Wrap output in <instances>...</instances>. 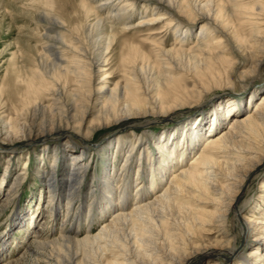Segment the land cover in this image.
<instances>
[{"label": "bare ground", "instance_id": "1", "mask_svg": "<svg viewBox=\"0 0 264 264\" xmlns=\"http://www.w3.org/2000/svg\"><path fill=\"white\" fill-rule=\"evenodd\" d=\"M80 3L82 11L93 19L87 21V16L83 24L69 30L66 21L52 16L51 11L39 16L43 51L37 53L35 69L21 96L25 113L15 118L17 122L22 118L20 124L0 119L2 130L29 128L42 118L39 128L66 125L71 127L70 134L88 137L95 124L85 131L83 127L92 113H96L92 121L102 124L149 112L167 115L200 95L196 90L205 89V83L222 77L230 80L233 75L239 80L249 78L264 58V0ZM137 5L143 12L137 13L134 24L128 13L139 10ZM73 17L68 24L79 22L78 15ZM130 32L136 34L127 37ZM171 32L176 48L165 49L154 41L149 44L152 52L144 51L149 37ZM117 44L122 47L118 79L109 88L107 80L115 77L104 73L103 67L109 65L104 63ZM244 65L249 67L241 70ZM95 77L98 83L93 86ZM186 82L192 84L191 91L181 87ZM263 90L264 85L251 88L242 100L211 101L209 115L184 119L183 138L166 135L161 141L156 139L154 147L141 141L134 147L123 138L116 139L111 143L116 148L106 158L100 175L91 173L93 181L88 186L95 193L88 203L91 209L84 214L81 205L86 198L77 186L89 166L85 151L71 148L68 141L57 153L45 146L44 156L52 154L53 164L37 174L49 195L48 214L42 216L39 208L28 215L22 208L15 212V218L0 231V264H195L204 256L209 259L207 264H264V238L260 237L264 222L253 216H264ZM43 95L50 105H42ZM229 117L230 124L225 127ZM120 150L126 154L120 158L127 160L147 150L149 156L137 159L144 160L146 166L139 162L134 172L115 169L110 163ZM156 154L162 158L157 159ZM72 155L71 166H66ZM16 157L11 153L0 172V208L5 206L7 199L2 197L15 176ZM188 157L191 160L185 163ZM53 166L56 168L50 169ZM148 170L159 182L156 191L148 186L150 179L144 173ZM253 177L258 179L255 193L240 204ZM92 212L99 214L96 221ZM247 212L251 216H246ZM61 215L64 220L57 228ZM37 221L38 230L29 238L26 234ZM95 224L99 227L92 232ZM231 226L238 235L229 230ZM257 226L263 231L256 234L255 240H259L248 252L249 261L243 249L251 234L259 231ZM15 230L21 232L22 239L28 237L17 246L21 252L16 258L6 253L9 233ZM202 234L213 237L214 245L203 244Z\"/></svg>", "mask_w": 264, "mask_h": 264}, {"label": "rangeland", "instance_id": "2", "mask_svg": "<svg viewBox=\"0 0 264 264\" xmlns=\"http://www.w3.org/2000/svg\"><path fill=\"white\" fill-rule=\"evenodd\" d=\"M140 6L141 5H137L139 10H133L128 13V16H132L131 21L134 19V24H137L138 21L136 20L137 13L143 12V8L140 9ZM49 11H51L52 16L66 21V24L68 25L67 30L77 26L78 23H80L78 25L83 24L87 20V16H89L87 21H91V19H93L90 14L87 15L84 13V11H82L80 0H0V90L2 89V94L0 95V119H2L4 122H10V120L16 121L17 119L15 118L18 117V113H25L23 110V103L21 102V96L24 94L27 78L31 76V73L35 69L34 63L38 55L37 53L40 54L43 51V39L39 38L40 33H44L42 31L43 28L40 27V24H42L41 22L43 21L39 18V16ZM74 15L79 16V22H76L75 25L68 24V20L71 21V18H74ZM135 34L136 32H130L127 37L134 36ZM144 40L145 38L141 39V41ZM175 40L176 37H172V32L167 35L162 34L160 36L157 35L149 37V40L143 49L146 52H149L148 50L152 52L153 48L149 46V44H154V41L163 46L165 49L176 48L177 43ZM121 50V45L117 44L113 48L112 53L107 57L108 63H104L107 65L109 64L108 66L103 67V69H106L104 73L109 74L111 77H115L116 73L118 72L117 68L120 62L119 53ZM262 60L263 61L258 70L250 75L249 78L245 80H239L236 75H233L230 80L222 77L221 79L219 78L215 81H211L210 83H205V89H200L199 91L198 89L196 90L198 93H200V95L188 100L183 108H178L174 111H171L170 113H167V115L159 116L149 112L145 115L139 114L135 117L102 124L92 121V118H94L96 115V113H92L91 117L87 119V122L83 127V130L85 131L90 124H95V127H93L96 128L95 131L88 137H83L82 134H70L69 132L72 131L70 129L71 127H66V125H60L59 127L53 128L51 127L49 129L39 128L40 125L38 123L42 120V118H40V120H36V124L31 127H29L31 122L28 119L27 125H29V128H16L11 132H8L4 128L2 130V126H0V172L2 167L5 166L6 161L10 160L8 156H10L11 153L13 156L18 155V157L14 158V160L12 159L14 164L12 170H14L15 176H13L12 181H10L9 192L4 193L2 197L7 200H4V203L6 204L3 203V205L5 206H1L2 208H0V231L6 229V225L11 221V218H15V212L20 213L19 208H22L21 212H27L25 215H28V212L30 214V212L35 209L37 210V208H39L42 216L48 214V208L46 209L48 205L46 201L49 198V195L47 190L44 191V182L39 181V175L37 174L39 170L48 168L49 165L53 164L52 159H50L51 156H53L52 154H50V156H44L45 146L49 147L51 153H57L59 152L62 143L68 141L71 148L76 149L78 152L85 151L86 154L84 157L86 158L87 156L86 159L89 162V166L84 172L83 182L79 184L80 186H77L79 189L81 188L79 194H82L81 196L86 198L83 205H81V210L84 214V212L91 209L89 208L88 203L95 193L94 190L90 191V186H88L93 181L91 173H94L95 175L101 173L100 171L105 163L106 158H108L112 150H115L116 148V144H114L115 146H111L113 145L111 144L112 142L116 143V139L119 140L120 138H123V140H126L130 146L134 145V147H136V143L141 141L143 144L154 147L156 146L155 142L157 140L161 141L166 135H179L182 138L185 137V134H182L185 129L182 130L181 124L186 122V120L190 117L194 118L197 115L198 117L200 115H209L211 101L215 103L220 101L221 98H225L227 100H231L232 98L242 100L245 93L251 90V88L258 87L261 89L262 85H264V58ZM248 67L249 66L244 65L243 69L241 70H246ZM96 78L97 77L93 79V86H96L98 83ZM117 79L118 77H115V79L109 78L107 80V85L109 88L113 87ZM181 87L183 89L188 88L187 90L191 91L192 84L190 82H186L181 84ZM72 88L73 86L69 85V90H72ZM262 95H264V90L261 92V96ZM45 99V95L40 98L42 105H50V103ZM171 101L172 100H170V102ZM199 108H201V110ZM249 108H251V106H249ZM21 119L22 118L18 120L19 122L16 121V123L20 124L22 122ZM189 124L190 123H187L188 127ZM229 124L230 117L225 122V127ZM194 125L196 126L197 123H194ZM206 128H208L207 125ZM186 132L187 131H185V133ZM60 133L65 134L59 135ZM177 141L178 140H175V142ZM118 154L119 156L116 157L113 163L109 162L112 167H115V169L123 167V169L127 168L133 172L135 170L134 167L138 165L139 162H143L142 166H146L144 160L139 161L137 159H144L149 156L147 150H143L141 156L133 160L120 158V155L122 154L126 156L125 152L121 150ZM156 155L157 159L162 158V155ZM62 157L64 159L66 156L63 155ZM72 158L73 155L68 156L66 166H71L70 159ZM190 158L191 157H188L187 159L185 158V163H189L191 160ZM55 168L56 166H53L50 169ZM144 173L146 176L150 175L149 170ZM257 174L261 173L258 172ZM171 177L172 173L169 178ZM149 179V188L153 187V189L156 191V185L159 183L158 180H155L154 177L150 176ZM16 182H20L21 184H18V187L15 189L13 186H16ZM257 184L258 179L255 177H253L248 182L246 190L239 200L240 204L254 195ZM66 189L68 192L67 187ZM1 201L0 203H2ZM65 205H67L66 200L63 199L62 206ZM74 212H76V210L72 208L71 214H74ZM98 215V213L92 212L93 221H96ZM246 216L249 217L251 214H248L247 212ZM253 216L257 218V222H264V220H262L263 218L259 219L260 217L264 216H260L257 213H255ZM62 220H64V218H62L61 215L57 221V228L60 227ZM71 220L72 219L68 218V221L71 222ZM39 223V221L34 223L32 230L26 234L29 236V238L34 236V233L32 232L38 230ZM98 227L99 225L95 224L93 226L92 232H95ZM231 227H229V230L233 234L238 235V230H236L234 227ZM13 228L14 227H12V229ZM256 228H258L259 231L251 234L247 246L243 249V254L246 257L248 252L251 251V246H253V243H256V240H259H255V238L258 237L256 234H259L260 232L262 233L263 231V228H260V226H257ZM9 234L10 236L7 240L8 248L6 253L9 254L10 257L14 256V258H16L21 252V249L17 250V246H20V243H23V241L27 240L28 237L25 236V238L22 239L21 232L18 230L11 231ZM46 234L50 235V233ZM260 237L263 239L264 235L261 234ZM202 240L203 244L206 245L209 243L214 245L215 243V239L213 237L204 236L203 234ZM247 260L251 261V259L248 257ZM208 262V257L204 256L199 258L195 264H207Z\"/></svg>", "mask_w": 264, "mask_h": 264}]
</instances>
